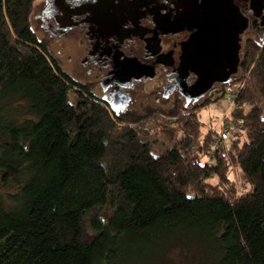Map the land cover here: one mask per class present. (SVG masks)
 <instances>
[{"label":"trees","instance_id":"obj_1","mask_svg":"<svg viewBox=\"0 0 264 264\" xmlns=\"http://www.w3.org/2000/svg\"><path fill=\"white\" fill-rule=\"evenodd\" d=\"M35 1L0 0V178L11 189L0 192V264H189L194 251V264H264V47L250 44L235 99L245 142L202 163L195 154L214 137L199 145L193 107L162 115L183 136L156 154L144 122L157 116L72 101L70 77L31 25ZM232 161L252 189H208Z\"/></svg>","mask_w":264,"mask_h":264},{"label":"flooded vegetation","instance_id":"obj_2","mask_svg":"<svg viewBox=\"0 0 264 264\" xmlns=\"http://www.w3.org/2000/svg\"><path fill=\"white\" fill-rule=\"evenodd\" d=\"M232 2L244 27L231 80L250 44L264 47V0ZM227 10V0H42L34 18L57 52H67L76 98L91 97L119 117L182 115L224 94L227 84L215 82L204 97L187 101L199 79L194 59L208 55L209 34L223 28Z\"/></svg>","mask_w":264,"mask_h":264},{"label":"rangeland","instance_id":"obj_3","mask_svg":"<svg viewBox=\"0 0 264 264\" xmlns=\"http://www.w3.org/2000/svg\"><path fill=\"white\" fill-rule=\"evenodd\" d=\"M41 2L42 0H36L34 3L33 12L31 16V25L36 31L38 37L48 44V47L50 48L52 54L58 60L61 68L66 72L68 71L66 62L67 52H57L55 44L53 42L50 43L48 40H46V37L43 35L42 31H40L38 28L37 20L34 18V15L37 13L38 6L41 4ZM249 77L250 70H248L244 74H242V71L239 72V74L233 77L232 79V82H237L236 86H232L233 91L228 92L225 88V92H223L224 94L212 95L208 99L200 100L194 106V108H197L196 111L201 127V138L199 145L201 146L202 143L204 144L203 136L207 132L214 137L212 140V148L210 149V152L207 155L204 154L206 153V150L208 148L207 144H204L203 151L198 154H195V157H198L200 161H202V163L213 164L215 162L214 156H216L217 152L220 149H222L223 147H229V145H231L234 140L240 141V143L242 144L248 139L246 135V130L244 129L242 123L238 122L237 120H234L233 109L235 106L236 96L233 98V95L236 93V91H238V89H240L241 87L243 88L245 86L247 80H249ZM226 86H228V84ZM71 99L72 101H75L76 97L74 95H71ZM208 100H210L211 103L206 105ZM246 109H251V106L247 105ZM142 115L157 116L155 117V119L148 118V121L146 120L144 122L145 128L152 129L150 131H147L149 133L148 140L151 142H156V154L160 153L163 147H170L176 142L177 139L182 138L183 131L181 130V128H179L180 130L178 129L179 125L177 123H170V119L164 118L162 115ZM226 172L227 175H229V178L227 179L225 178L221 180L218 176H214L212 178L207 179L205 182V184L208 183L206 184L207 188H212L213 191H216L218 193H225L226 195L233 197H238L243 194H246L252 189V186L247 182V180L244 178V176L236 166V162L232 161L231 169L228 168ZM10 190L11 189L6 188L2 184L0 178V192L6 194ZM191 253L192 256L189 257V264H194L193 255H198V252L194 251ZM186 263L187 260L184 257L181 259H177V264Z\"/></svg>","mask_w":264,"mask_h":264},{"label":"water","instance_id":"obj_4","mask_svg":"<svg viewBox=\"0 0 264 264\" xmlns=\"http://www.w3.org/2000/svg\"><path fill=\"white\" fill-rule=\"evenodd\" d=\"M227 4L223 28L214 26L209 34L211 43L209 48L204 50L208 55L194 59L197 65L193 70L199 74V79L187 95V101H198L204 97L215 82L228 84L231 76L238 72V39L244 25L232 0H227Z\"/></svg>","mask_w":264,"mask_h":264},{"label":"built area","instance_id":"obj_5","mask_svg":"<svg viewBox=\"0 0 264 264\" xmlns=\"http://www.w3.org/2000/svg\"><path fill=\"white\" fill-rule=\"evenodd\" d=\"M236 86L237 85V82L235 81V82H232V80L228 83V86H226V91H228V92H231V91H233V88H232V86ZM242 88V87H241ZM240 88V89H241ZM240 89H238V91H236V93L233 95V98L235 97V96H237L238 95V93H239V90ZM227 136V135H226Z\"/></svg>","mask_w":264,"mask_h":264}]
</instances>
